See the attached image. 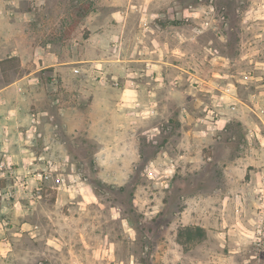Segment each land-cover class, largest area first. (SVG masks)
<instances>
[{
	"label": "rangeland",
	"instance_id": "rangeland-1",
	"mask_svg": "<svg viewBox=\"0 0 264 264\" xmlns=\"http://www.w3.org/2000/svg\"><path fill=\"white\" fill-rule=\"evenodd\" d=\"M115 1L0 0V264H264V0Z\"/></svg>",
	"mask_w": 264,
	"mask_h": 264
},
{
	"label": "crops",
	"instance_id": "crops-1",
	"mask_svg": "<svg viewBox=\"0 0 264 264\" xmlns=\"http://www.w3.org/2000/svg\"><path fill=\"white\" fill-rule=\"evenodd\" d=\"M146 1H149L151 4L148 5V7H150L151 9H156V7L158 5H163L164 3H170L172 2L173 0H146ZM116 5H124L123 7L119 8L117 10V16L119 17H131L133 15V11H135V13L137 15H140V16H144V11H143V7L146 5V4H143V7L141 5H136L135 1L134 2H130V0H116L115 1ZM147 6V5H146ZM141 11V13H140ZM151 14H158L159 12L157 11H150ZM128 13V14H127ZM127 14V15H126ZM120 21V19L118 20ZM127 21L123 24L124 27H127ZM122 26V24H121ZM151 26V25H150ZM151 28H154V27H151ZM153 59H156V57H154ZM75 72H78L79 70L77 68H75L74 70ZM29 75V74H28ZM28 75H25L23 76V78L21 79H18L16 82L8 85L7 87H13V86H16V88L19 89V91L21 90H24L25 89V83H27L26 81H29V77ZM38 79V77L36 78V80ZM109 86V84H107V87ZM7 88V89H8ZM33 121L35 122L34 123V127L37 126L38 122L40 123V115L39 113H34L33 114Z\"/></svg>",
	"mask_w": 264,
	"mask_h": 264
},
{
	"label": "built area",
	"instance_id": "built-area-1",
	"mask_svg": "<svg viewBox=\"0 0 264 264\" xmlns=\"http://www.w3.org/2000/svg\"><path fill=\"white\" fill-rule=\"evenodd\" d=\"M116 85H118V82H116L115 83ZM61 175H63V173H60ZM39 176H38V179H48L49 177H51L52 176V173L51 172H46V173H40V174H38ZM59 175V174H58ZM61 181V178H60V176L59 177H57V182H60Z\"/></svg>",
	"mask_w": 264,
	"mask_h": 264
}]
</instances>
